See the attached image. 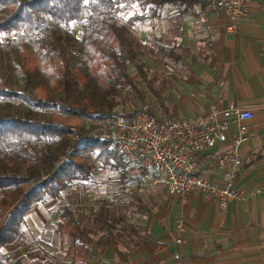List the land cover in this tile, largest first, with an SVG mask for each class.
I'll use <instances>...</instances> for the list:
<instances>
[{"label":"trees","instance_id":"1","mask_svg":"<svg viewBox=\"0 0 264 264\" xmlns=\"http://www.w3.org/2000/svg\"><path fill=\"white\" fill-rule=\"evenodd\" d=\"M185 1L139 3L156 15ZM126 7L122 0H0V264H21L12 255L26 243L27 213L69 181L87 178L91 151L127 178L117 146L91 136L85 124L117 114L124 88L143 101V83L159 97L131 37L139 16L118 17ZM57 228L72 236L73 258L61 264H88L94 245L127 258L119 244L126 229L107 212L85 223L62 204ZM29 264L55 263L35 256Z\"/></svg>","mask_w":264,"mask_h":264},{"label":"crops","instance_id":"2","mask_svg":"<svg viewBox=\"0 0 264 264\" xmlns=\"http://www.w3.org/2000/svg\"><path fill=\"white\" fill-rule=\"evenodd\" d=\"M246 6L234 31L226 29V14L209 9L205 0L162 6L152 19L167 18L172 37L165 45L173 50L162 69L164 83L150 78L159 92V97L151 93L158 102L150 109L156 117L202 113L209 104L233 103L253 112L236 178L240 197L221 209L197 192L181 199L151 186L163 195L158 209L133 226L119 225L126 229L119 244L127 258L94 245L88 264H264V0H246ZM179 23L185 26L181 34ZM208 169L206 174L214 176ZM177 216L183 218L181 230L175 226Z\"/></svg>","mask_w":264,"mask_h":264},{"label":"built area","instance_id":"3","mask_svg":"<svg viewBox=\"0 0 264 264\" xmlns=\"http://www.w3.org/2000/svg\"><path fill=\"white\" fill-rule=\"evenodd\" d=\"M205 2L209 9L226 14L229 31L239 27L247 12L246 0ZM253 116L251 110L233 103L209 104L204 112L181 118L156 117L148 106H141L86 122L91 136L117 146L127 161L130 180L161 186L181 199L197 192L225 209L240 197L236 178ZM209 167L215 173L212 177L206 174ZM174 222L178 230L183 228L181 216Z\"/></svg>","mask_w":264,"mask_h":264},{"label":"rangeland","instance_id":"4","mask_svg":"<svg viewBox=\"0 0 264 264\" xmlns=\"http://www.w3.org/2000/svg\"><path fill=\"white\" fill-rule=\"evenodd\" d=\"M122 2L127 7L118 12L119 19L124 21L131 16H139L133 23L131 37L135 48L141 51L142 59L149 64V77L158 76L157 81L164 83L165 70L162 69L166 68L170 50H173L165 45L167 39L172 37L168 33L170 25L167 18L162 19L164 21L153 20L154 13L140 5L139 0ZM159 12L160 10L157 13ZM194 25L197 33L200 26L197 23ZM184 30V24L179 23L177 33L181 34ZM74 31L78 33L79 27H75ZM128 71L132 72L131 67H128ZM138 87L143 101L134 91L124 88L117 98V112L141 106L156 108L158 102L146 86L140 83ZM85 124L91 131L90 125L87 122ZM88 158L92 167L87 178L69 181L56 198L40 201L27 213L24 228L26 243L21 246L18 244V252L12 255L13 258L20 256L21 264H29V260L35 256L50 258L55 264L73 258L70 232L57 228L62 204L72 207L76 216L85 223L90 222L92 215L103 211L112 215L118 225L129 223L131 226L149 210L151 212L158 209L159 199L163 196L161 189L132 181L128 176L126 179L120 178V172L116 168L101 164L96 152L91 151Z\"/></svg>","mask_w":264,"mask_h":264}]
</instances>
